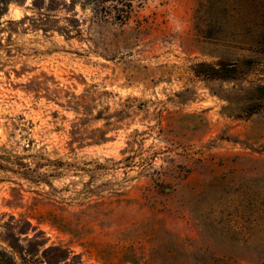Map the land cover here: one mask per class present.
<instances>
[{
	"label": "rangeland",
	"instance_id": "374dc122",
	"mask_svg": "<svg viewBox=\"0 0 264 264\" xmlns=\"http://www.w3.org/2000/svg\"><path fill=\"white\" fill-rule=\"evenodd\" d=\"M260 1L0 0V264H264Z\"/></svg>",
	"mask_w": 264,
	"mask_h": 264
},
{
	"label": "trees",
	"instance_id": "16d2710c",
	"mask_svg": "<svg viewBox=\"0 0 264 264\" xmlns=\"http://www.w3.org/2000/svg\"><path fill=\"white\" fill-rule=\"evenodd\" d=\"M38 0H34L33 4L36 6ZM57 0H52V3H55ZM112 2L111 7H107L106 3ZM260 8L262 11L259 18V31L256 32L257 38H251L250 42L247 44L264 47V0L260 2ZM77 5H80L83 12H90V17L87 19L84 18L80 20L76 16L78 15L75 11ZM70 6L73 7L72 12L75 13V18L72 20L71 26L74 31L78 34H82L81 25L85 22V24L96 25L97 27L102 28L105 24H116L119 26L126 25L132 13V0H70ZM37 7V6H36ZM37 10L40 13V23L44 25V22L48 20V16L45 11H50L47 8L37 7ZM255 24V23H254ZM66 34L70 33V28H65ZM46 31V30H45ZM68 36V35H67ZM255 60L248 59L246 61L247 64L254 63ZM238 66L229 65L226 62H220L217 66L207 63H200L195 66L194 72L197 76H202L208 79H216L229 81L236 79L237 77ZM259 91H264V86H260L258 88Z\"/></svg>",
	"mask_w": 264,
	"mask_h": 264
}]
</instances>
